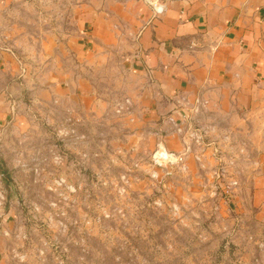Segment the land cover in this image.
Segmentation results:
<instances>
[{"label":"rangeland","instance_id":"rangeland-1","mask_svg":"<svg viewBox=\"0 0 264 264\" xmlns=\"http://www.w3.org/2000/svg\"><path fill=\"white\" fill-rule=\"evenodd\" d=\"M121 1L0 0V163L12 178L5 206L0 172V264H264L249 137L184 140L163 122L138 133L133 108L115 111L134 84L122 62L92 69L91 106L41 93L55 65L87 74L65 43L80 6ZM187 142L185 166L155 161Z\"/></svg>","mask_w":264,"mask_h":264},{"label":"crops","instance_id":"crops-1","mask_svg":"<svg viewBox=\"0 0 264 264\" xmlns=\"http://www.w3.org/2000/svg\"><path fill=\"white\" fill-rule=\"evenodd\" d=\"M160 3L159 14L146 0H123L116 8L81 5L65 43L87 74L68 63L55 65L41 93L91 106L96 98L88 78L92 69L97 63L122 62L134 81L128 94L137 132L155 134H161V122L179 121L177 100L190 107L196 94L203 95L209 100L199 117L203 128L214 123L218 131L249 137L259 149L252 198L264 211V0ZM174 128L169 125L167 131L180 135Z\"/></svg>","mask_w":264,"mask_h":264},{"label":"built area","instance_id":"built-area-1","mask_svg":"<svg viewBox=\"0 0 264 264\" xmlns=\"http://www.w3.org/2000/svg\"><path fill=\"white\" fill-rule=\"evenodd\" d=\"M150 5H152V8L156 13H161L164 9V6L162 4H157V0H146ZM208 98L203 97L201 94H196L193 97V101L190 105V107H185L182 103H180L178 100L176 101V108L174 110V114L177 115L179 121L177 122L176 119H172V122L174 123L175 130L179 133H183V138L185 136V140L189 139V137L194 138L195 140H199L202 137V133L209 134L210 132H214L218 128H216L215 124L213 123L209 127H202L199 124V117H201V114L205 113V108L208 105ZM132 108V102L129 97H123L120 100H117L115 103V111L116 113H119L124 116H129L131 113ZM199 125V127H197ZM185 130V131H184ZM184 151L178 154H173L171 152H168L165 150L164 147L162 149H157L153 155L155 161L159 164L162 163V161L168 162L170 164H179V166H185L184 160L186 152L191 151V145L187 142L184 146ZM219 148H216L215 151H219ZM244 148H241V151H243ZM195 157L197 159H200L201 153L195 152ZM221 159V158H220ZM225 168V167H224ZM223 167L220 169L221 171H225ZM219 176V173L217 174ZM236 180H230L228 186H235L237 185ZM3 198V196H2Z\"/></svg>","mask_w":264,"mask_h":264},{"label":"trees","instance_id":"trees-1","mask_svg":"<svg viewBox=\"0 0 264 264\" xmlns=\"http://www.w3.org/2000/svg\"><path fill=\"white\" fill-rule=\"evenodd\" d=\"M0 172H1V182L2 185L5 189V194H4V198H5V206L8 204V201L11 197V183H12V178H11V174L8 172V170L3 167L0 163Z\"/></svg>","mask_w":264,"mask_h":264}]
</instances>
